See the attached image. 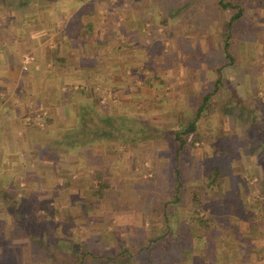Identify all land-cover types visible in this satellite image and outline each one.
Returning a JSON list of instances; mask_svg holds the SVG:
<instances>
[{"label":"rangeland","instance_id":"1","mask_svg":"<svg viewBox=\"0 0 264 264\" xmlns=\"http://www.w3.org/2000/svg\"><path fill=\"white\" fill-rule=\"evenodd\" d=\"M83 1L89 2V0ZM92 2L96 5L97 17L102 21L100 24L104 28L103 31L113 30L114 36H117L112 39L107 50L108 48L112 49L116 43L122 44L124 42L122 35L129 32L136 37L138 46L135 45L134 49L119 52L111 51L109 53L108 51V56L113 53L112 58L118 60L115 65L119 69L117 70V77L120 78L119 84L115 85L113 89L109 88L110 93H103V103L99 102L100 95L97 98L94 96L96 99L92 101L90 96L86 95V102L80 101L82 103L80 106L82 108L90 103L89 114L94 113L93 117L98 114L97 112L108 110L111 114L106 115L110 117H107L109 119L105 121L114 123L113 126L122 125L125 129L135 130L137 126H135L132 116H138L149 129L140 132L133 142V138L129 136L131 132L122 137L118 136L127 133L123 129L111 133L109 136H113V139H106V136L97 137L102 139L98 155L103 154L102 159L109 170V179L107 180L111 184L112 204L91 196L92 190L88 185V179L90 170L96 169L97 166L93 164V166H84L83 168L84 163L79 160L80 158L82 161L84 160L81 156L74 163L69 159L73 152L63 149L62 140H56V136L60 132L69 134L66 133L68 129L63 131L59 125H54V138L56 139L48 143L47 140H44L45 133L39 132V129H33L32 136H36L40 145L46 142V148L58 150L59 156L48 158L42 156L38 159L41 162H38L37 158L33 156L22 159L25 165H28L27 168H24L28 170L27 179H33L34 175H39L41 171H44L46 163L53 167L54 173H41L45 176L46 183L38 182L27 188L24 183L20 182V178L16 177V182H18L13 183L16 186L15 193L17 197L22 196V198L17 203L12 202L10 206V202L7 203L3 200L7 197L5 196L0 204L2 235L5 237L4 241H7L6 248L3 245L0 256H4L3 260L6 264H15L14 262L20 260L21 262L24 260L22 264H61V261H64L67 256H71L77 251L78 254L82 253L81 255H83L81 264H148L145 260V252L140 247H143L142 244L147 240H152L162 232L163 212L166 209L168 215L171 216L170 233L167 237L164 236L157 241L152 240L155 243L153 251L158 250L156 258L161 259L159 264H198L189 256L186 258L187 261L178 263V243L175 240L178 238V203L174 206L168 204L163 207L162 204L170 199L169 193L167 190L159 188L158 190L152 189L151 195L141 194L138 187L142 183V179L139 176L145 168H150L153 163L161 170L157 172L155 181H158L159 185L161 184L163 187L165 183L170 186L174 185L171 177L172 166L175 163L173 146L176 143L171 133L179 130V122L183 121L182 124H184L193 118L196 107L201 102V97L207 91H211L213 81L218 75L221 77L223 86L221 89L218 88L215 95L209 96L197 124L198 133L207 137L198 143L199 150L189 152L187 160L190 163L194 161L195 157L199 159L202 163L199 164L200 174L203 177L207 170V165H204V160H206L204 157H210L211 164L218 163L219 156L227 159L228 162L225 160L226 167L231 168L230 171L235 180L233 192L231 193L230 190L225 192V194H233L234 197L227 201L234 202L228 213L230 216H236L240 212L245 215V218L239 219L237 223L242 231L247 225L249 226L248 233L251 239L254 238L257 254H264V172L257 165L255 159V156L262 159L261 150L258 147L253 149L254 141L258 142L259 147L264 141V112L263 118L259 117L262 112L259 106L264 103V78L259 81L258 78L252 80L247 76L246 79L249 82L247 84L252 94L250 98H241L242 96L239 97V95L243 94V90L240 83L245 79L242 80V76H238L236 70L238 68L239 71L243 70L250 74L259 72L260 69V71H264V39L260 38V35H264V6L251 4L245 8V16L234 25L233 35L230 39L229 52L233 63L225 64L226 59L221 51L220 33L225 18L233 10L222 11L215 4L216 0H129L122 4V8L126 17H131V23H128L127 19L123 21V17L120 15L111 17L107 6L110 5L109 8L113 12L112 4L115 0H92ZM126 4L129 7H126ZM166 11H169L171 15L169 16ZM105 13L108 15L107 20H103L101 16ZM106 22H109L108 26ZM130 25L131 27H129ZM258 38L261 39L260 42L257 41ZM88 53L90 52L88 51ZM171 54L178 56L173 62L162 57ZM25 56L31 55L24 52L21 55V64ZM125 56L144 57L140 62L148 67V76L140 75L141 69L138 70L135 77H132V74L128 75L129 69L133 71L134 66L125 61ZM145 56L148 58L147 61ZM254 59H256L255 62ZM84 61L90 65L89 67L98 66L94 56L85 57ZM165 62L167 65H171L170 69H166L167 73H164L167 75V83L168 79L179 82L174 89L168 85L170 89L166 91H164V87L167 84H159H162L166 78L156 72V70H162L160 68L167 67ZM217 67H221L219 73L216 71ZM102 68L103 65L100 66L101 70ZM154 73L161 77H153ZM132 78L136 81L135 83L145 79L143 85L140 82L144 92L128 96L125 91L128 88L127 82L129 84ZM99 79L106 83L109 80L104 76H100ZM135 83L130 89L137 90V87L140 89V86L136 87ZM233 85L237 87L233 88ZM120 89L125 94H117L115 90ZM73 91L76 92V90ZM231 94L239 100V102H235L236 107L228 102ZM79 98L81 99V97ZM149 100L150 103H148ZM220 106L231 109V111L221 113ZM69 111L74 114L72 118L75 120V122L72 121L74 125L77 123L76 121H80L75 117L78 110L69 109ZM255 114L258 116L255 117ZM127 117H130L131 122L124 123L123 120L126 121ZM91 118L86 119V129L92 127V123L89 121ZM256 122L261 125L259 126ZM81 129L82 126H78L77 130ZM100 130L98 129L96 134ZM85 136L87 139L90 138L91 131H86ZM189 137L191 134L187 138L189 139ZM250 146L251 150H249ZM183 156L182 153L179 154L180 160ZM5 158L7 157L4 156ZM10 161V164L20 162L17 158L10 159ZM178 165L180 166V163L177 162L174 166ZM12 166L17 171H22L18 165ZM182 167L185 169L184 165H181L180 168L182 169ZM187 171L192 176L191 170ZM190 179H185L187 181L185 187L189 189H191ZM227 180L228 178L222 180L223 187H228L231 184ZM208 192L211 200L219 199L218 193L212 190H208ZM7 195L9 196V194ZM143 198L150 203L147 204V201L140 203L139 200ZM222 200V202L226 201V199ZM120 202L122 203L120 207L114 208L113 204ZM212 206L213 208L218 207L217 204H212ZM14 208L18 209V212H15ZM9 213H20L24 215V219L30 220L27 225L35 229L37 237L42 236V245L31 237H25L21 230L8 227L12 224V216ZM179 216L181 219V214ZM5 229L7 231L11 229L14 233L6 234ZM46 236H50L49 240L53 242V245L49 244V246L43 247V244L48 241ZM171 239L175 240L173 241L175 248L168 250V246L172 242ZM124 248L127 249L126 254L119 255L118 252L123 251ZM85 250L89 254L83 253ZM161 251L163 254L159 255ZM263 262L264 255L263 259L259 260L260 264Z\"/></svg>","mask_w":264,"mask_h":264},{"label":"crops","instance_id":"2","mask_svg":"<svg viewBox=\"0 0 264 264\" xmlns=\"http://www.w3.org/2000/svg\"><path fill=\"white\" fill-rule=\"evenodd\" d=\"M86 3L83 0H33L24 5L19 0L9 2L0 0V175L14 172L16 177L20 178V182L24 183L25 188L32 186L30 185L32 181L26 178L28 170L24 168L28 165H25L23 158L33 156L38 161L42 156L46 158L59 156L58 150L46 148V142L40 145L36 136H32L34 126L45 128L44 140L49 142L56 138L58 141L64 140L68 136L64 132H60L54 138V125L64 123L67 109L77 110L80 107V101L85 103L87 98L85 96L92 91L96 92V98L101 96L99 102L103 103V93H110V89L119 84L113 80V77L118 76L119 69L115 65L118 60L112 58L113 53L108 56L107 46L102 43L105 32L100 24L102 21L98 20L97 9L92 7L93 15L91 16L82 12L83 9L86 10L84 7ZM75 16L78 17L74 18ZM127 20L131 23L130 16ZM114 38L117 36L110 37L109 44ZM260 38L263 40L264 35H260ZM24 52L31 55L25 68L22 67L20 60ZM88 56H94L98 66L89 67L90 65L84 61V58ZM125 57V61L134 66L133 71L129 69L128 75L132 74V77H135L141 69L140 75L148 76V67L140 62L144 57ZM162 57L173 62L178 56L171 54ZM145 59L147 61L148 58L145 56ZM101 65H103L102 70ZM170 68L171 65L168 64L167 67L160 68L162 70H156V72L166 78L167 75L164 73H167L166 69ZM236 70L238 76H242V80L245 79L240 83L243 94L240 93L239 97L250 98L252 93L247 84L249 83L247 76L252 80L258 78L260 81L264 78V71L260 69L259 72L250 74L243 70L239 71L238 68ZM152 75L159 76L156 73ZM94 76H104L110 81L106 83L102 81L103 78L95 79ZM83 78H90L88 85L84 83ZM133 79L129 81V84L127 82L129 92L131 83L134 85L136 82ZM172 80L168 79L167 83L166 78L162 84H159H167L164 91L170 89L168 85L174 89L179 82ZM135 85L140 86L141 93L145 91L140 82ZM234 86L236 85H233V88ZM82 90L86 94L83 95L84 92H80ZM115 91L117 93L119 90ZM96 98L90 99L92 101ZM86 105L90 107V103ZM259 108L262 110L259 116L262 119L264 103ZM257 116L255 114V117ZM48 126L50 127L46 129ZM4 156L7 158L4 159ZM15 158L20 162L10 164V159ZM12 165H18L22 171H17ZM40 173H54V170L46 163L44 171ZM53 176L55 177V174ZM4 182L0 177V193L8 187ZM2 202L3 200L0 199V204ZM3 245L6 248L5 243L0 245L1 254ZM3 257L0 256V264H6ZM23 261L14 263L22 264Z\"/></svg>","mask_w":264,"mask_h":264},{"label":"trees","instance_id":"3","mask_svg":"<svg viewBox=\"0 0 264 264\" xmlns=\"http://www.w3.org/2000/svg\"><path fill=\"white\" fill-rule=\"evenodd\" d=\"M11 0H3V2H9ZM22 4H27L32 2L33 0H19ZM129 0H115V2L112 4L114 7V11L111 12V9L108 7V10L110 11L109 14L111 17H116V15L122 16V20L125 21L127 19L124 10L122 8L123 3H127ZM248 2V4H246ZM90 3L89 5H87ZM84 4V7L86 10H82V12H85L89 16L93 15L92 7H95V3L92 2V0H89V2ZM218 8H220L222 11H227L229 9L233 10V12L225 18V22L223 24L222 32L220 33V39H221V51L223 53L224 58L226 59L225 64H232L233 60L230 59L231 53L229 52V46H230V39L232 37V30L236 23L240 22L242 18L245 16V8L249 5H263L264 6V0H235V1H229V0H216V3ZM108 5V4H107ZM126 7H129L126 4ZM126 9V8H125ZM129 12V11H127ZM168 15L171 14L169 11H166ZM130 13V12H129ZM78 15V14H77ZM103 17V20H107L108 15L101 14ZM78 16H75L74 18H77ZM142 19V18H141ZM143 21V19L141 20ZM164 23V22H163ZM107 26L109 25V22H106ZM124 24V22H123ZM125 26V25H124ZM110 27V26H109ZM113 29V28H111ZM117 35V34H116ZM126 35V36H125ZM131 35V36H130ZM124 42L122 44L116 43L113 45L114 47L108 48L109 53L111 51L113 52H119L121 50L126 49H134L135 45L138 46V42L136 40V37L134 34L126 33L123 34ZM110 37H114L113 30L105 32L102 38V43L106 46L109 45ZM126 38V40H125ZM129 42V43H127ZM132 42V44H130ZM140 45V44H139ZM232 60V61H231ZM221 70V67H217L216 71L219 73ZM93 78L99 79V76H94ZM90 78H83L84 83H87V81ZM113 80L119 82L120 78L117 76L113 77ZM145 79H142L140 82L143 85ZM223 84L221 83V77L218 75L216 79L213 81V87L211 91H207L202 97L201 102L198 104L195 110V114L193 118L184 124L183 121L179 122V130L174 131L171 133V136L173 137L174 142L176 143L175 146H173V160L175 163H180V166H172V177L174 185H168L165 183V186L159 185L158 181H155V177L157 176V172L161 171L159 167H156L153 163L150 166V168H145L144 171L141 172V175L139 176L142 179V183L139 184V190L142 192L141 194L151 195L152 189H162L167 190V193H169V198L166 200L167 202H164L162 204L163 207H166V205L170 204V206H174L178 203V238H176V243H178V263L184 262L186 258L189 256L192 260L197 261L198 264H260L259 260L263 259V255H258L256 251V246L254 245L253 239H251L250 234L248 233L249 226L247 225L246 228L242 231L240 229L239 223L237 221L239 219H244L245 215L243 213H239L236 216H230L228 213L231 209V205L234 203L233 201L227 202L228 200L234 199L233 190L235 189V180L233 178V174L228 169L229 166L227 165V159L224 157L219 156L218 163L211 164L209 159L210 157H204L206 160H204V165H207V170L205 171V176L201 177L200 174V168L199 164H202L198 158L195 157L194 161H191L190 163L187 160V155L190 151L199 150L198 143L201 142L204 138L207 136H201L197 131V124L199 123V116L201 115V112L205 108L206 101L210 98L209 96H213L216 94V91L220 87L222 88ZM132 87V83H131ZM137 87V86H136ZM83 93L84 91H80ZM128 96L130 94L139 93L140 89L137 87V90L131 89L129 91H125ZM157 94L156 92H154ZM86 94L85 92L83 95ZM88 94V93H87ZM91 94V95H90ZM117 94H125L122 90H119ZM82 95V94H81ZM96 95V92L92 91L89 92V98L94 97ZM95 98V97H94ZM233 105V107H236L235 102H239L238 98L233 96L231 94L230 100L228 101ZM150 103V100L148 101ZM222 106V105H221ZM220 106V112L224 113L227 111H231V109H225ZM91 107L81 106L79 107L78 112L76 111L75 117L80 119V121H76L77 123L73 125V122L75 120H72L74 117V114L67 109L65 113L66 120L64 123L60 124L59 128L63 129L65 131L68 129V136L64 138L61 142H63V149L65 148L68 151H72V155L69 159L73 160L74 163L78 160V158L81 156L84 160L80 158L81 162L84 163V166H93L96 165L97 168H92L89 179H88V185L91 187V196L96 198L97 200H103L104 202L111 203V193H110V182L108 178L109 170L106 166L105 161H103V154L101 153V156L98 155V148L101 146V140L97 137L99 136H106L108 138H112L113 132L117 130H126L127 133H124L122 135L118 136H124L125 134H129L131 136L132 142L135 141L137 138V135L140 134V132H145L144 130H148L149 128L146 127L144 121H142L141 117L138 116H132L135 126V130H132V128L125 129L122 125H116L113 126L114 123H111L109 121H105L110 117L106 116L108 114H111L108 110L106 112H97L93 117V114H89V110ZM74 110V109H71ZM84 110V111H83ZM93 117V118H91ZM70 120H67L69 119ZM91 118L89 121L92 123V127L89 129H86L85 125L87 124L86 119ZM123 122H131L130 117L126 118V121L123 120ZM259 126L261 125L259 122H256ZM78 126H82L81 130H77ZM35 129H39V132L44 133L45 128H40L38 126H34ZM101 129L98 134L97 130ZM86 131H91V137L86 138L85 134ZM67 133V132H66ZM73 134V135H72ZM191 134V137L189 139L187 138L188 135ZM118 136H115L118 138ZM49 141H47L48 143ZM60 142V144H61ZM255 142V143H254ZM253 149L255 147H258L262 154V159H259L258 156H255L256 163L262 168V172H264V141H262V145L259 147L258 142L254 141ZM46 143V144H47ZM197 143V144H196ZM251 144V145H253ZM119 145V144H118ZM202 148V145H200ZM252 147H249V150H251ZM65 150V151H66ZM183 154L184 156L180 160L179 154ZM86 155V156H85ZM179 159V161H178ZM227 162H226V161ZM92 164V165H91ZM229 164V163H228ZM181 165L185 166V169ZM144 169V168H143ZM188 169L191 170L192 176H190ZM149 173V174H147ZM107 176V177H106ZM0 177L3 178L4 183L8 186L6 187V190L0 193L1 197L0 199L6 201L7 203L12 204V202L17 203L20 201L22 196H18L15 193L16 186L13 185V183L16 181V175L14 172L11 173H4L0 175ZM137 176V178H139ZM192 177V179H190ZM190 179V187L186 188L185 183H187V179ZM227 179V181H230V185L227 187H223L221 185V182L223 179ZM186 179V180H185ZM31 185L36 183H46V178L43 174L34 175L33 179H31ZM95 181V182H93ZM186 181V182H185ZM12 186V187H11ZM195 188V189H193ZM46 189V188H45ZM208 190H212L215 193H218L219 199L218 200H211ZM230 190V194H225L226 191ZM9 194V196L7 195ZM15 199V200H14ZM222 199H226L225 202H222ZM147 201V204L150 203L147 199H140L139 202ZM155 203V202H154ZM112 204V203H111ZM120 203L113 204L114 208H119ZM213 205L217 204L218 207L213 208ZM137 205V204H136ZM50 206V205H49ZM139 206V205H138ZM184 210V211H182ZM15 212H18V209L14 208ZM261 211V210H260ZM181 214V219L179 218ZM11 215V222L12 224L8 227H13L15 229H19L23 232V235L25 237H31L34 239V241H38V244L42 245L41 243V237L42 236H36L35 229H32V227H28L27 223H30V220L24 219V215H21L20 213H9ZM163 226H162V232L154 237L152 240L157 241L159 239H162L164 236L167 237L170 233L171 227H170V218L171 216L168 215V211L164 209L163 212ZM226 217V218H224ZM2 223V222H1ZM0 223V245L3 244V242L6 244L7 241L5 237H3L2 232L3 228ZM30 231H28L27 229ZM26 231V232H25ZM6 234H13V230L7 231L5 229ZM50 237V236H49ZM49 237H45L48 239V241L43 244V247H47L50 245H53V242H50ZM40 240V241H39ZM152 240H147V242L143 243L140 247L141 250H144L145 260L148 264H159L161 262V259L156 258V254H158V250L153 251V245L155 243ZM171 239V244L168 246V250L174 249L175 245ZM190 249V250H188ZM264 249V248H263ZM262 249V250H263ZM47 250V248H45ZM188 250V251H187ZM75 251V250H74ZM86 251V250H85ZM83 253L89 254L87 251ZM192 251H195V253H192ZM127 249L124 248L123 251L118 252L119 255L122 253L126 254ZM153 252V254H152ZM49 253V252H48ZM260 253V252H259ZM82 254V253H81ZM81 254H78L77 251L71 256H67L64 261H61V264H81L82 262V256ZM160 254H163L161 251ZM93 255V254H91ZM94 256V255H93ZM162 256V255H161ZM174 259V258H172ZM187 261V260H186ZM264 264V262H263Z\"/></svg>","mask_w":264,"mask_h":264},{"label":"built area","instance_id":"4","mask_svg":"<svg viewBox=\"0 0 264 264\" xmlns=\"http://www.w3.org/2000/svg\"><path fill=\"white\" fill-rule=\"evenodd\" d=\"M30 56H25V57H23V59H22V67H26V65L29 63V61H30Z\"/></svg>","mask_w":264,"mask_h":264}]
</instances>
